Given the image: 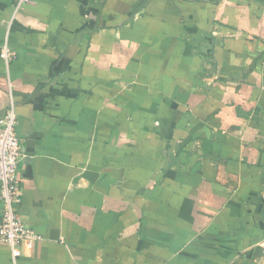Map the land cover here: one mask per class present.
<instances>
[{
  "label": "crops",
  "instance_id": "1",
  "mask_svg": "<svg viewBox=\"0 0 264 264\" xmlns=\"http://www.w3.org/2000/svg\"><path fill=\"white\" fill-rule=\"evenodd\" d=\"M4 44L38 240L0 264H227L264 237V0H0Z\"/></svg>",
  "mask_w": 264,
  "mask_h": 264
},
{
  "label": "built area",
  "instance_id": "2",
  "mask_svg": "<svg viewBox=\"0 0 264 264\" xmlns=\"http://www.w3.org/2000/svg\"><path fill=\"white\" fill-rule=\"evenodd\" d=\"M20 7L28 0H15ZM1 59L6 67L9 63V51L6 44L2 47ZM17 117L14 104L9 99V105L0 119V242L8 245L14 256L20 246L30 248L38 237L23 224L17 214L21 193L17 181V169L22 158L20 141L15 128Z\"/></svg>",
  "mask_w": 264,
  "mask_h": 264
},
{
  "label": "rangeland",
  "instance_id": "3",
  "mask_svg": "<svg viewBox=\"0 0 264 264\" xmlns=\"http://www.w3.org/2000/svg\"><path fill=\"white\" fill-rule=\"evenodd\" d=\"M231 244L232 250L234 251L227 254V264H264V237L259 239L256 243H250L249 241L246 245L242 243L243 245L237 248L234 246V239H232Z\"/></svg>",
  "mask_w": 264,
  "mask_h": 264
}]
</instances>
